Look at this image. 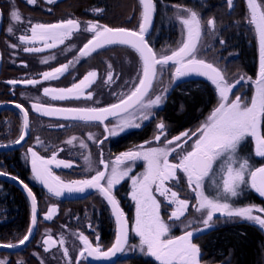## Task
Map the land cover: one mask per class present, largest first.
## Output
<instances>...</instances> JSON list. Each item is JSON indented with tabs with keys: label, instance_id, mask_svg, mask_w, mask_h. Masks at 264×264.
Returning <instances> with one entry per match:
<instances>
[{
	"label": "snow or ice",
	"instance_id": "obj_1",
	"mask_svg": "<svg viewBox=\"0 0 264 264\" xmlns=\"http://www.w3.org/2000/svg\"><path fill=\"white\" fill-rule=\"evenodd\" d=\"M27 4L35 5L37 0H25ZM54 3L55 0H47ZM13 7L9 11L10 24L7 28L9 35L15 32L14 25L23 22V17L15 7V0H11ZM247 15L246 23L254 31L258 41L259 71L255 80L251 77L240 75L235 79H228L226 69H222L214 62L200 58V41L202 36H216V17L202 20L201 15L180 5H175L177 9L175 19L180 23L184 38L179 42L178 47L170 50H162L157 53L149 45L145 34L152 24L157 11L156 0H138L140 6V22L138 28L128 29L124 27L112 28L102 25L99 21H87L81 27V22L75 18H68L56 23H32L28 21L29 28L24 34L18 36L19 44H11L10 47L17 48L24 45L22 51L25 53H40L46 49H54L65 44L66 40L72 39L77 32L90 33L91 38L78 49V54L74 55L67 63H61L50 71L41 73L43 81L59 79L60 76L69 73L70 69L79 63L81 58L90 57L99 49L110 45H122L131 48L139 57V70L137 76L131 82V88L127 93H119L118 101L105 107H54L44 105L39 102L33 103L31 108L43 116H60L64 119L75 121H98L101 124L109 116L117 117V122L111 127L105 125L104 139L96 141L103 144L109 136H115L128 129H139L143 121L149 120L155 113L154 108L161 106L167 99L168 87L165 86L158 94L154 89V82L163 74L165 67L171 71V81L175 82L182 77L190 75L204 76L215 86L218 96L216 106L204 121L195 129H188L178 135L168 138L167 128L163 120L156 123L157 132L153 140L145 141V144L158 142L160 146L147 147L139 145V150H130L115 157L114 161L106 163L101 152L99 164L103 165V170H94L89 155L84 156L88 171H95L90 178L77 179L65 182L58 175H55L49 165L56 167L63 166L70 168L68 162L57 160L54 152L50 158L40 156L33 148L27 149L26 159H30L32 178L48 189L49 193L59 197L65 192L83 193L88 189L97 190L100 195L111 205L112 215L115 217L117 225L115 240L106 250L102 249L99 237L96 238L95 245L88 236L82 232L78 234V240L83 245L75 260V264H80V258L92 257L97 260H107L117 253L125 251L128 243V221L121 210L119 201L113 194L114 187L126 177L132 181V200L136 205L135 225L133 231L139 237V249L142 253L154 257L158 264H201V247L194 242L197 233L204 232L214 227L218 216L227 218H239L252 222L264 229V215H254L253 213L264 214V207L249 205L245 207H235L230 203V198L237 197L242 191V186H248L255 190L261 197H264V164L253 167L249 158L240 154L242 144L248 138L254 141V156L264 158V134L261 132V125L264 123V0H245ZM235 0H225V5L229 11L234 8ZM204 7V5H201ZM100 13L102 9H94ZM30 32V35L27 34ZM223 45L225 41L219 40ZM42 44V47L35 46ZM31 45V46H30ZM74 45L67 47L66 51H71ZM54 55L41 59V63L53 60ZM25 67L27 64L24 63ZM107 78L104 84L114 83L112 65L109 63ZM95 70L88 71L78 82L68 88H43V94L52 100L80 99L81 97L91 100L93 93L85 89L90 88L97 79ZM40 79L10 80L11 85L24 84L36 86L42 82ZM249 80L254 85V92L250 99L237 94V85ZM117 95V93H113ZM21 113L22 123L19 138L13 143L20 144L25 140L27 131L30 128L29 112L22 104H15ZM182 107V106H181ZM64 127V125H59ZM163 137V140H162ZM77 138H69L66 143L71 145ZM89 140H93L92 134L88 135ZM192 143L188 148L185 145ZM38 144H42L39 137L36 138ZM82 148H87L83 140L80 141ZM8 147V145H0ZM179 153L170 161L169 157L173 153ZM143 160L145 171L140 176H129L131 167L126 162ZM219 162V171L214 169V165ZM182 177H178L177 173ZM9 175L0 171V176ZM219 177L214 180L217 192L215 195L206 193L205 180ZM186 178L187 188L193 195L195 203L187 197L181 198L180 192L174 191L167 186L166 182H173V186L178 187L181 179ZM25 190L31 200L30 226L23 238L16 243H0V248L13 249L23 246L30 240L37 224V199L32 189L23 180L12 176ZM153 186L155 189L153 190ZM154 191L166 198L170 207H173L168 220L181 221L186 217L191 204L199 217L194 220H187L185 230L182 235L171 236L172 225L162 219L160 215L162 201L157 200ZM56 207H50L44 215L45 220H51L56 213ZM187 219V218H186ZM197 223L199 227H193ZM91 227V225H89ZM56 241L48 236L43 244L44 251L50 250L49 245L55 246ZM64 239L61 238L59 244L63 246ZM63 255L68 257V249L64 248ZM0 264H9L7 258L0 259ZM16 264H24L17 261ZM43 264V261H41ZM71 264V261H70Z\"/></svg>",
	"mask_w": 264,
	"mask_h": 264
},
{
	"label": "trees",
	"instance_id": "obj_2",
	"mask_svg": "<svg viewBox=\"0 0 264 264\" xmlns=\"http://www.w3.org/2000/svg\"><path fill=\"white\" fill-rule=\"evenodd\" d=\"M39 2L40 4L37 6H27L22 0H15V5L24 17H50L53 21H58L62 15L86 19L90 17V8L99 6L103 8L104 16L108 15L114 18V20L107 22L110 25H122L129 29L133 28L135 0H61L51 6H44L43 9L40 6L45 3L42 0H39ZM156 4L157 11L154 15L152 27L146 37L154 51L158 49L159 44L169 40L171 33L178 31L176 24L171 18V15H175L177 10L171 7L180 5L197 11L204 21L208 18L216 17V33L220 39L225 41L223 45L218 46V55H220L219 67L221 62L233 63V67L235 69L238 67L246 77H251V79L256 77L259 67L258 47L251 28L244 24V15L246 17L247 11L245 10L243 13V2L237 5V9L233 8L231 11L227 9L225 0H156ZM201 5H204V7H201ZM11 8L12 3L10 6L8 0H0V10L3 15V27L0 35L2 63L0 72V104L13 102L22 104L26 108L22 94L16 89L12 90L5 82L9 70H12L11 66H13L7 62L9 44L11 39L14 38V35L8 34V27H6V17L9 16ZM117 16L121 18L118 23L115 22ZM128 16H131L130 20H125ZM166 97L165 102L154 111L155 115L139 129L130 130L111 143L110 148L113 153L122 152L149 140L154 134L157 120L164 121L169 136H174L190 129L203 120L217 102L215 87L209 81L201 78L177 83L166 94ZM29 111L31 114L29 115L30 122H46L53 125L54 121L40 119L41 117L38 118L39 116L36 117L37 115L35 116L31 110ZM21 123V115L13 109L4 110L0 113V145L12 144L19 138ZM59 123L62 124L61 122ZM67 123L69 126L64 129L48 128L41 130L39 138H43L45 142L57 140L55 138L61 137L71 138L80 132L77 126L95 124L78 123L77 121ZM262 133L264 134V123L262 125ZM31 134L32 131L29 128V138L21 148L10 152H0V171L8 173L10 176L18 177L19 180H23L24 183L28 184L36 196L37 205L40 204L44 207L49 202H57L61 213L56 220H63L65 213L68 211L71 212V215H82L83 211L89 210L95 205L102 207L104 202H107L98 191L92 193L91 196L83 197L74 202L59 200L46 194L44 189L32 178L28 161L25 158V149L32 140ZM244 147H246V143L241 146V153L243 154L245 153ZM128 187V183L125 181L119 187L116 195L120 197L124 212L133 221L134 206L127 195ZM243 200L245 205L264 207V198H260L257 194L249 193L243 197ZM30 211L29 202L22 191L0 180V243H16L23 238L30 226ZM183 230L184 228L178 223H174L169 234L177 236ZM111 237L112 234L103 236V240H110ZM35 239L38 240V237L36 238L35 236ZM36 240L20 253H0V257L7 258L9 264H16L17 261H23L24 264H41L39 259L32 254L34 248L40 251V247L36 245ZM194 242L201 247L202 263L264 264V232L249 221L224 219L217 222L213 228L195 236ZM122 262L124 264H157L153 258L140 254L128 256L125 259L119 256L112 264Z\"/></svg>",
	"mask_w": 264,
	"mask_h": 264
},
{
	"label": "rangeland",
	"instance_id": "obj_3",
	"mask_svg": "<svg viewBox=\"0 0 264 264\" xmlns=\"http://www.w3.org/2000/svg\"><path fill=\"white\" fill-rule=\"evenodd\" d=\"M8 1L11 6V0H8ZM22 1L27 6H34V5L27 4L25 0H22ZM42 1L45 4L40 6V8L43 9L44 6H51L52 4L58 1H61V0H55V2L51 4L48 3L47 0H42ZM240 2H243V5H244L243 13H244L245 10L247 11L245 0H235L234 8H236L237 5L240 4ZM38 4H40L39 0H37L35 5L37 6ZM135 5H136L135 6V19H134V23L132 24L133 28H131L133 30L138 28V24L140 22V6L138 4V0H135ZM97 8L102 9V11L100 13L94 12L93 10ZM171 8L177 10L174 6ZM89 13H90L89 14L90 17L86 19L75 18L71 15H62L60 16L61 18L58 21L65 20L68 18H75L81 22L82 28L85 26V22L87 21H99L100 24L107 25L112 28L123 27L122 25H110L109 23H107V22L114 20V18L108 15L104 16L103 8L99 6L90 8ZM22 17H23V22L20 24L14 25L15 27V32L13 34L14 38L11 39V42L9 44L10 49L7 55V62L13 66H11L12 70H9V73L6 77L5 82L12 88V90L16 89L22 94V97L24 99L23 103L26 104V109L28 110L29 115H31L29 111L31 110V105L37 102L44 104V105H51L55 107H105L111 103H116L118 101L119 93H127L130 90L131 83L125 84V81L131 82L132 80L136 78L137 72L139 70V57L131 48H129L128 46H122V45H110L103 49H99L97 50V52L93 53L90 57L81 58L80 62L75 64V67L70 69L69 73H66L60 76L59 79L43 81L41 77V73H43L44 71H50L52 68L59 66V64L61 63H67V61L72 59L74 55L78 54V49L83 46V43L87 42V39L91 38V34L85 33V32H77L72 37V39L66 40L65 44L59 45L57 48L46 49L45 51L40 52V53H25L22 51V48L24 47V45H20L17 48H12L10 47V45L19 44L18 36L21 34H24L25 29L30 27V25L28 24V21H31L33 24L34 23L49 24V23H56L58 21H53L50 17L44 18L42 16H39V17L22 16ZM130 17L131 16H128L125 20H130ZM54 18H57V17H54ZM171 18L173 22L176 24L178 31L176 33H171L169 36V40H167L166 42L162 44H159L158 49L155 50L157 53H160L162 50H170V49H174L178 47L179 42L184 38L182 26L175 19V15H171ZM120 19L121 18L117 16L115 18V22L118 23ZM9 24H10V20H9V16H7L6 17V27H9ZM244 24L247 25L249 28H251L245 21V15H244ZM4 28H5V25H4ZM124 28H128V27H124ZM251 31L253 32L255 36L256 44L258 47V41H257L256 35L254 31L252 30V28H251ZM27 34L30 35V32H28ZM219 40L220 38L217 33L215 37H212L208 35L207 33H205L202 36L200 45H199L201 50L198 55L200 56V58L206 59L209 62H214L215 64L219 66L218 62L220 60V55H218V46H221V44L219 43ZM70 45H74V47H72L71 51H66L67 47ZM35 46L42 47V44H36ZM52 55H54L56 58L53 60H49L47 63L40 62L41 59L52 56ZM258 62H259V57H258ZM24 63L27 64V67L23 66ZM109 63L112 65L113 79L115 80V82L106 85L103 83V81L104 79L107 78L106 76L107 71H108L107 66ZM220 67L222 69H226V76L230 80L238 78L240 75H244L241 73L238 67L237 69L233 67V63H229V62L222 63L221 62ZM92 70H95L98 74L96 82L90 88L85 89V93H87L88 91H91L93 93V97L91 100L85 99L83 97H81L80 99L52 100L50 97L45 96L43 94V88L45 87H49V88L71 87L73 83L78 82L80 79L83 78L85 74H87L88 71H92ZM258 71H259V67H258ZM256 77L252 78L251 80H255ZM26 79H40L42 80V82L40 84H37L36 86L24 85V84L11 85L7 83L10 80H26ZM194 79H197V78H194ZM194 79H191V78L187 80L179 79L175 82H170L171 81V71L169 70L168 66H166L163 74L158 77V80L156 82H154V89L156 93L158 94L165 86H167L168 92H169L177 83L189 82ZM207 81L211 83L210 80H207ZM60 85H63V86H60ZM66 85H69V86H66ZM212 86L214 85L212 84ZM235 91L237 92V94H240L241 96L250 99V97L252 96L254 92V85L251 83V81L245 80L241 84L237 85V88ZM114 92L117 93V95H113ZM217 100H218V96H217ZM159 107L154 108L152 111L154 112ZM40 119L54 121V122L52 123L53 125H50L51 123H46V122L45 123L44 122H35V123L30 122L31 124L30 128L32 131V134H31L32 140L30 141L29 145L25 149V154H27V149L29 147L33 148L34 151H36L40 156H43L45 158H50L52 154L55 152L57 160L65 161L72 165V167L70 168H65L63 166L56 167L55 164L49 165L52 172L55 175H58L65 182L77 180V179L90 178L92 175L95 174L94 170H103V165L99 164L101 152L103 153V158L105 162L110 163L111 161H114L115 157L120 155L121 153L130 151V150H139L138 149L139 145L143 144L145 148L160 146L158 142H153L152 144H145L143 142L141 144L135 145L122 152L113 153L110 148L111 143L117 140L119 136L124 135L125 133L135 128L128 129L115 136H109L110 137L108 138L109 140L107 139V141H104L103 144H98L96 143V141L104 139V135H105L103 126H101L98 123L77 126V128L80 129V132L75 136L77 139L71 145L66 143V141L69 139L68 137L55 138L57 140H51L50 142L49 141L45 142L43 138L42 139L39 138L40 141H42V144H38L36 142V138L40 136L41 130H45L48 128L49 129H64L69 126L67 122H74V121L51 120V119H45V118H40ZM117 119L118 118L116 117L110 120L112 122L108 121L106 125L111 127L113 124L117 122ZM204 119L201 120L199 123H197L195 126H193L190 129L197 128L204 121ZM147 121H143L142 125L146 123ZM159 121L160 120H157L156 123ZM59 122H61L62 125H64V127L62 128L59 127V125H61ZM262 125H261V132H262ZM33 127H34V130H33ZM156 132H157V129L155 127L154 134L147 141L153 140V137L156 134ZM89 134L93 135L94 137L93 140L88 139ZM167 136L168 138L173 137V136H169L168 134ZM81 140L84 141V143L87 145V148H82L80 146ZM162 140H163V137H162ZM191 143L192 141H189V144L185 145L184 147L188 148ZM244 143H246V147H244L243 149L245 153L244 154L241 153V148H240V154L246 158H249V162L253 167H258L261 164H264V158L256 157L253 154L254 141L252 140V138L246 139ZM179 151L180 150L177 149V153H173L172 156L169 157L170 161H173V157H176ZM27 155H29L30 157V154H27ZM86 155H89L91 158L92 168L94 169L93 171L87 170L88 165L85 163V160H84V156ZM27 161L30 167V159H27ZM126 164L127 166L131 167L129 176H140V174L145 171V163L143 160H137L135 162L129 161V162H126ZM218 164L219 162H217V164L214 165V169H216L217 172L219 171ZM177 176L182 177V174L178 172ZM214 180H219V177L217 176V177H214L213 179L206 178L205 180L206 193H210L213 195L216 194L217 187H216V183H214ZM125 181L128 183V186H129L128 193H127L128 198L129 200H131L134 206L133 221H131V219H129L126 213L124 212V208L121 205L120 197L116 195V192H118L119 187ZM166 184L167 186L172 187L174 191H180V189L182 188L183 191L180 192V197L181 198L187 197L189 200L192 201V203H195L194 198H193L194 194H192L190 190L187 188L186 178L181 179V183L178 187L173 186V182L171 181L166 182ZM154 189H155V186H153V190ZM131 191H132V181L128 179L127 177L124 180H122L119 184H117L113 189V194L115 195L116 199L119 201L120 208L124 212L125 217L128 221V243L125 246V251L121 253L120 258L125 259L128 256L140 254L142 256L150 257L155 260L154 257L148 256L142 253L138 247L139 237L136 236L135 232L133 231V227L135 225L136 205H135V201L132 200ZM94 192L96 191L91 192L89 195L91 196L92 193ZM249 193H254V194H257L260 198H264V197H261L257 192H255V190L245 185V186H242V191L240 195H238L237 197L230 198L229 202L232 203L233 206L235 207L249 206L243 203L245 202L243 200V197ZM89 195H87V197ZM154 195L156 196L157 200L162 201L160 215L162 219H164L167 223L172 225L171 230L173 228L174 223H178L185 230V224L182 223L181 221H184L186 223L187 220H194L198 218L200 215L199 213L195 212L194 208H192L190 204L189 210L186 213V217H182L181 221H170L168 220V217L171 211L173 210L174 206L170 207L167 203L166 198L163 196H160L158 192L154 191ZM71 202H74V201H71ZM50 207H56L57 211L56 213L53 214V217L51 220H45L44 215ZM38 209H39L38 225H37L38 230L36 231V238L38 237V240L36 239L35 240L37 241L36 245L40 247V251H38L37 248H34V250L32 251V254L35 255L39 259L40 263L41 261H43V264H70V261H71V264H75V260L78 256V252L80 248L83 246L77 238L78 234L81 232L84 235L88 236L89 240L92 241L94 245L96 243V238L98 236L99 243L102 246L103 250H106L108 247H110L111 244L115 240L117 225L115 223V217L112 215L111 207L107 202H104V205H102V207H100L99 205H95L91 209L83 211L82 215H76V214L71 215V212L68 211L65 213V217L63 220H56V218L61 213L59 204L57 202H49L44 207L38 204ZM253 214L254 215H264V214L256 213V212H254ZM30 215H31V211H30ZM224 219L242 220L239 218H227V217L218 216L215 220V225L217 222H220ZM29 225H30V222H29ZM89 225H91V227H89ZM199 226L200 225L197 223L193 224V227H199ZM256 226L259 227L258 225ZM261 230L264 232V229H261ZM183 232L179 235H182ZM109 234H112L111 239L104 241L103 236H108ZM198 234L200 233H197L196 236ZM48 236H51L52 240L56 241L57 243L54 247L51 246L50 244L49 245L50 250L45 252L44 251L45 245L43 244V241ZM61 238H63L65 241L63 246L59 244V241ZM64 248L68 249V257H65L63 255ZM0 259H3V258L0 257ZM156 263L158 264L157 261ZM80 264H89V262L87 258L86 259L80 258ZM118 264H124V263L122 262ZM201 264H209V263L201 262Z\"/></svg>",
	"mask_w": 264,
	"mask_h": 264
},
{
	"label": "water",
	"instance_id": "obj_4",
	"mask_svg": "<svg viewBox=\"0 0 264 264\" xmlns=\"http://www.w3.org/2000/svg\"><path fill=\"white\" fill-rule=\"evenodd\" d=\"M154 20V18H153ZM152 24H153V21H152ZM152 24L151 26L149 27V30L148 32L145 34V38L147 37L151 27H152ZM2 26H3V16H2V12L0 10V35H1V32H2ZM107 47V46H106ZM1 67H2V63H1V55H0V72H1ZM193 79V78H201V79H206L208 80L206 77L204 76H198V75H190V76H187V77H182L181 79L182 80H187V79ZM15 104L17 103H13V102H8V103H1L0 104V112L4 111V110H8V109H13L15 111H17L20 115V111L19 109H17L15 107ZM55 107V106H54ZM31 112L41 118H45V119H51V120H59V121H75V120H71V119H64L60 116H43L37 112H35L32 108H31ZM116 117L114 116H109L107 120L104 121L103 124H101L100 122L98 121H90V122H85V123H98L100 124L101 126H103V129H105V125L108 121L114 119ZM77 122H84V121H77ZM105 132V131H104ZM106 134V133H105ZM29 138V130L27 131V135L25 136V140L22 141L20 144H15V143H12V144H8V147H0V152H10V151H15L19 148H21L25 143L26 141L28 140ZM109 138V137H108ZM107 140V139H106ZM30 170H31V164H30ZM32 173V172H31ZM12 176L10 175H7V176H0V180L2 181H5L17 188H19L22 193L26 196L28 202H29V205H30V210H31V200L30 198L27 196L25 190L23 189V186L17 181V180H13L11 179ZM38 182V181H37ZM38 184L44 189V191L46 193H48L50 196L52 197H55V198H58V199H61V200H65V201H75V200H78V199H81L87 195H89L91 192L93 191H97L95 189H88L86 190L85 192L83 193H72V194H69L67 192H65L63 195L57 197L55 195H53L52 193H49L48 192V189L45 188L41 183L38 182ZM111 207V205H110ZM37 225H38V205H37V224L35 226V229H34V232L32 234V236L30 237V240L28 242H26L25 245L23 246H19L17 248H13V249H5V248H0V253H8V254H17V253H20L22 252L23 250H25L31 243L32 241L34 240L35 236H36V231H37ZM122 252L120 253H117L115 256L111 257L110 259H107V260H97V259H94L92 257H88L87 260L89 262V264H112L115 260H117L119 258V256L121 255Z\"/></svg>",
	"mask_w": 264,
	"mask_h": 264
},
{
	"label": "flooded vegetation",
	"instance_id": "obj_5",
	"mask_svg": "<svg viewBox=\"0 0 264 264\" xmlns=\"http://www.w3.org/2000/svg\"><path fill=\"white\" fill-rule=\"evenodd\" d=\"M194 79V78H193Z\"/></svg>",
	"mask_w": 264,
	"mask_h": 264
}]
</instances>
